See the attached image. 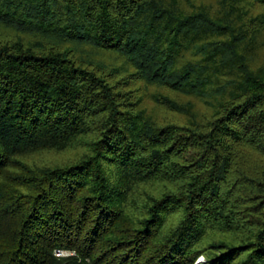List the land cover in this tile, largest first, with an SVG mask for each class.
Segmentation results:
<instances>
[{
	"label": "trees",
	"instance_id": "16d2710c",
	"mask_svg": "<svg viewBox=\"0 0 264 264\" xmlns=\"http://www.w3.org/2000/svg\"><path fill=\"white\" fill-rule=\"evenodd\" d=\"M0 264H264V0H0Z\"/></svg>",
	"mask_w": 264,
	"mask_h": 264
},
{
	"label": "built area",
	"instance_id": "2783aa9c",
	"mask_svg": "<svg viewBox=\"0 0 264 264\" xmlns=\"http://www.w3.org/2000/svg\"><path fill=\"white\" fill-rule=\"evenodd\" d=\"M66 254H69V253L64 251V250H56V255L62 256V255H66Z\"/></svg>",
	"mask_w": 264,
	"mask_h": 264
},
{
	"label": "rangeland",
	"instance_id": "374dc122",
	"mask_svg": "<svg viewBox=\"0 0 264 264\" xmlns=\"http://www.w3.org/2000/svg\"><path fill=\"white\" fill-rule=\"evenodd\" d=\"M204 261H205L204 256H201V257L198 259V263H200V262H204Z\"/></svg>",
	"mask_w": 264,
	"mask_h": 264
}]
</instances>
